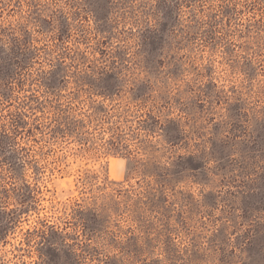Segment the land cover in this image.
<instances>
[{"label": "rangeland", "instance_id": "1", "mask_svg": "<svg viewBox=\"0 0 264 264\" xmlns=\"http://www.w3.org/2000/svg\"><path fill=\"white\" fill-rule=\"evenodd\" d=\"M0 264H264V0H0Z\"/></svg>", "mask_w": 264, "mask_h": 264}, {"label": "trees", "instance_id": "2", "mask_svg": "<svg viewBox=\"0 0 264 264\" xmlns=\"http://www.w3.org/2000/svg\"><path fill=\"white\" fill-rule=\"evenodd\" d=\"M106 94V93H104ZM111 94V92H110ZM110 94H106V95H110ZM138 98V96H133V99H136ZM96 109V113H99L100 115L102 114H105L108 112L107 109H102L101 108H95ZM99 110V111H97ZM59 115L54 119V121H56L55 123V126L51 128V132L53 135H56L58 133H63V134H66V133H75L76 130L79 129V127L81 126V124L83 123L82 120L80 119H76L74 117L71 116V114L69 113V110L66 109V108H59ZM88 116H91L88 115ZM177 127L175 128V132L168 135L167 136V141L170 142L171 144H177L180 140H181V135H180V127H178V124L176 123ZM182 158V157H181ZM184 158V157H183ZM130 163H131V159L128 158V168L130 167ZM164 169H166L167 171V174L166 173H163L161 175H163V182L164 183H167V182H170L172 179H173V176L171 174V168H169L168 166L165 167ZM261 190V187L260 186H255L253 189H252V195L253 196H257V194H259V191ZM22 203L23 205H25V200H22ZM80 214L82 215L81 216V220H82V223H83V226H84V229L86 231H96V228L90 224V217L86 211H82L80 212Z\"/></svg>", "mask_w": 264, "mask_h": 264}]
</instances>
